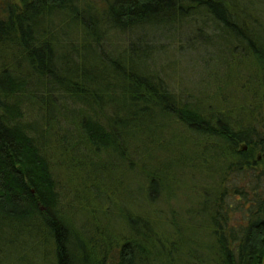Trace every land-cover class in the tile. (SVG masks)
Here are the masks:
<instances>
[{"label":"trees","instance_id":"trees-1","mask_svg":"<svg viewBox=\"0 0 264 264\" xmlns=\"http://www.w3.org/2000/svg\"><path fill=\"white\" fill-rule=\"evenodd\" d=\"M250 18L234 0H0V253L26 255L32 244L43 247L52 264H204L186 237L199 224L211 239L214 264H264V160L257 156H264V133L257 145L252 141L258 133L244 121L184 102L151 69V52L141 41L117 55L102 50L112 36L200 20L226 36L232 53L242 52L263 78V90L264 39ZM53 94L75 107L70 127L77 140L70 144L50 131ZM37 100L46 113L27 122L24 105ZM174 124L185 134L172 133ZM164 129L171 132L173 152L156 158L170 151L154 149L169 148L157 137ZM191 135L216 142L189 150ZM244 143L253 148L238 149ZM61 149L88 150L84 158L111 176L128 162V171H135L140 161L148 182L143 199L152 207L179 191L176 169L182 166L199 169L213 187L197 190L189 223L171 224L166 236L149 214L126 209L119 216L121 232L109 224L99 239L89 238L90 230L76 222L95 218L93 212L64 203L53 162L64 157ZM230 213L240 221L232 223ZM115 247L120 250L112 258Z\"/></svg>","mask_w":264,"mask_h":264},{"label":"rangeland","instance_id":"rangeland-1","mask_svg":"<svg viewBox=\"0 0 264 264\" xmlns=\"http://www.w3.org/2000/svg\"><path fill=\"white\" fill-rule=\"evenodd\" d=\"M234 1L248 12L251 23L256 27V35L260 34L264 39V0ZM74 39V37L69 38L71 42ZM74 41L77 43V40ZM133 41L138 43L141 41L145 44L144 48L151 52V69L158 73L157 75L164 79L170 89L181 96L184 102L195 104L205 114L221 110L227 112L232 120L244 121L245 127H251L256 130L255 133H258L252 143L260 144L259 135L262 136L264 133V89H261L263 78H257V70L244 61L239 49H236L234 53L228 49L230 41L226 36L221 37V31L216 30L211 24L205 25L200 20H195L178 28L137 31L124 37L112 36L109 42L103 43L102 50L117 55L125 47H129ZM37 101L39 104L27 101L24 105L27 122L33 123L46 113L43 111L46 105H42L40 100ZM51 101L57 108L52 116L55 123L50 127V131L63 144H70L73 139L77 140L74 128L70 127L75 107L69 98H59L55 94ZM173 132L185 134L184 127L177 124L173 125ZM170 133L164 129L163 134L157 136L159 144L167 145L169 148L154 146V149H170V146L174 148L171 145L173 138ZM191 136H188L192 141L187 148L189 150L208 149L216 142L213 139L207 140L205 136ZM252 148L244 143L238 149L247 151ZM61 150L64 152V157L55 156L52 160L59 165L56 170L64 191V203L66 208L79 207L93 212L95 218L89 219V215L86 216L89 219L86 222L90 221L92 227H88L85 220L80 219L76 222L78 229L86 226L90 230L89 238L99 239V232L102 234L112 224L113 230L121 232L122 221L119 216L126 209H130V212L137 215L149 214L150 218L159 222L160 228L165 233L161 235L166 236L172 230L171 224L189 223L187 213L197 207L198 197H200L197 190L213 187V183L202 178L199 169L179 166L180 169H176L177 173L180 171L179 191L174 197L165 199L152 207L143 199L148 182L142 173L143 164L140 161L135 164L138 168L134 167L135 171H128L132 167L128 162L124 169L117 168L118 170L116 169L111 176L105 174L103 170L100 171L96 165H91V160L84 158L89 154L88 150ZM172 152L173 149L166 150L165 153L159 151L156 153V158H168L169 153L172 154ZM257 156L260 162L264 160L262 154ZM133 158L137 157L132 155L131 159ZM93 163L97 164V160ZM95 189L101 192L97 193ZM230 218L233 220L232 223L241 219L236 213H230ZM199 219L203 220L201 216L198 217V221ZM199 227V224H195V228L187 232L186 237L193 242L188 245L190 248L197 247L195 252L204 264H214L208 253V248L212 245L211 239ZM109 231H112L111 228ZM2 241L4 242V233H0V246L4 247ZM28 245L30 248L26 255H21V252L13 251V249L4 254L3 249L0 253V264H52L51 260L45 256L43 247ZM119 250L120 247L113 249L112 258L118 257ZM9 255L10 257H7Z\"/></svg>","mask_w":264,"mask_h":264},{"label":"water","instance_id":"water-1","mask_svg":"<svg viewBox=\"0 0 264 264\" xmlns=\"http://www.w3.org/2000/svg\"><path fill=\"white\" fill-rule=\"evenodd\" d=\"M244 150H246V149H244Z\"/></svg>","mask_w":264,"mask_h":264}]
</instances>
